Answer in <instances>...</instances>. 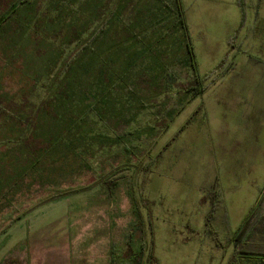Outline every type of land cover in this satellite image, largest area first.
Returning <instances> with one entry per match:
<instances>
[{
  "label": "rangeland",
  "instance_id": "obj_1",
  "mask_svg": "<svg viewBox=\"0 0 264 264\" xmlns=\"http://www.w3.org/2000/svg\"><path fill=\"white\" fill-rule=\"evenodd\" d=\"M15 1L0 0V255L18 231L69 233L86 187L118 181L121 197L132 181L154 264H242L229 237L264 187V0H243L244 20L238 0H182L198 97L179 27L150 2L29 0L4 17Z\"/></svg>",
  "mask_w": 264,
  "mask_h": 264
},
{
  "label": "crops",
  "instance_id": "obj_2",
  "mask_svg": "<svg viewBox=\"0 0 264 264\" xmlns=\"http://www.w3.org/2000/svg\"><path fill=\"white\" fill-rule=\"evenodd\" d=\"M179 112L180 110L176 114L178 115ZM154 163V161L150 162L149 166L146 164L144 172L147 173V169L151 172ZM126 184L129 190L127 191V195L121 197L118 194L120 188V182L118 181H102L91 187H86H96V196L87 200L84 198L79 199L80 203L85 206L77 209L79 210L77 218L71 221L69 227L71 231L69 233L68 231H60L58 233L56 231H30L28 233H25L27 231H18L19 236L12 243L14 244V248L16 247L14 251L9 250L10 244L7 242V239H4L0 264H41L43 262L41 260L45 258V250H49L47 252L51 254L50 256H46L47 259H50L51 264H66L61 261H65L70 252L80 255V259L77 258L78 264H124L129 260L126 254L130 250L137 249L138 246L141 247L138 250L143 249V241L146 242L145 246H148L149 251L153 246L155 252L153 231H149V245H147L146 239L144 240L143 238V236L146 237L147 235L145 230L146 225L141 217V213H145V211L151 212L150 207L146 208L148 205L150 206L151 201L146 197V190H143L141 193L142 197H137L136 193H134L137 189L132 181ZM263 190L264 187L260 191L259 196ZM215 194L220 198L217 207L219 209L223 204L222 192L218 190ZM202 201L207 202L206 197ZM209 210L206 213L205 225L207 224ZM216 211L210 218V224L213 222V217L216 218L217 216ZM125 212L128 215L126 220L122 219V214ZM147 227L151 230V223ZM72 228L74 231H72ZM65 230L67 229L65 228ZM8 234L9 231H0V235L8 236ZM137 234H140L138 240L136 239ZM232 235L229 237V245H231L232 255H234ZM56 237L59 241L57 247L55 245L51 247L44 244L55 240ZM185 240L187 238H183V241ZM84 258L87 259L88 263H83Z\"/></svg>",
  "mask_w": 264,
  "mask_h": 264
},
{
  "label": "trees",
  "instance_id": "obj_3",
  "mask_svg": "<svg viewBox=\"0 0 264 264\" xmlns=\"http://www.w3.org/2000/svg\"><path fill=\"white\" fill-rule=\"evenodd\" d=\"M29 0H23L19 5L16 6L13 10L9 12V14H13L17 9L27 3ZM60 2L70 4L71 8H75V3L83 0H59ZM90 3H93V0ZM111 2V0H109ZM124 1V2H123ZM129 0H116L119 8ZM239 5L241 7L242 19L245 18L244 12V3L243 0H238ZM13 2L9 8L4 12L3 15L7 13L10 8L15 5ZM108 1H104L106 4ZM145 2H150L153 6L160 9V14L162 15L161 20L163 22V26L167 27V29L172 28L173 26H178L181 34L184 38V44L186 46V51L184 55V59L182 60V64L185 66H190L194 73V80L191 85L186 86L185 91L191 94V97L201 96L205 89L206 85L204 84L205 78L202 77L197 71V67L194 60V50L190 41V36L188 34L186 17L183 10L182 0H145ZM61 12H64L61 9V5L58 8ZM46 12V11H45ZM119 12V11H118ZM7 16L5 17H9ZM164 15V16H163ZM47 16V12L43 15ZM60 16V14L58 15ZM117 14L115 13V18ZM3 16L0 17V20ZM106 14L102 16L101 20H105ZM112 19V18H111ZM2 23V22H1ZM1 26V25H0ZM169 27V28H168ZM166 30V28H164ZM223 64V62H222ZM218 69L221 68V64L218 65ZM168 78L171 81H174L175 76L172 73H167ZM171 84V83H169ZM168 85V83H167ZM220 198H218L217 194H214L213 201L211 202V208L208 213L207 225L210 224V218L215 214V210L218 207ZM232 242L234 246V250L237 253V256L241 259L242 264H264V190L260 196L259 201L256 206L252 208L249 215L242 221V223L238 226L235 232L232 235ZM142 251L130 250L126 256L129 258L127 262L124 264H139L143 261V257L141 254ZM149 264H154L157 262L156 257L154 255L153 246L151 247L148 255Z\"/></svg>",
  "mask_w": 264,
  "mask_h": 264
},
{
  "label": "water",
  "instance_id": "obj_4",
  "mask_svg": "<svg viewBox=\"0 0 264 264\" xmlns=\"http://www.w3.org/2000/svg\"><path fill=\"white\" fill-rule=\"evenodd\" d=\"M22 1H23V0H19V1H17V2L15 3V5H13V6L10 8V10L7 11V13L4 15V17L7 16V14H9V12H10L11 10H13L14 8H16V6L19 5Z\"/></svg>",
  "mask_w": 264,
  "mask_h": 264
}]
</instances>
